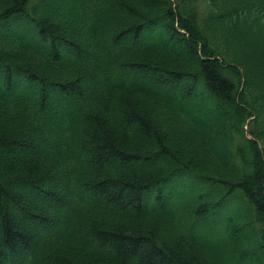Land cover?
I'll return each mask as SVG.
<instances>
[{
  "label": "trees",
  "instance_id": "1",
  "mask_svg": "<svg viewBox=\"0 0 264 264\" xmlns=\"http://www.w3.org/2000/svg\"><path fill=\"white\" fill-rule=\"evenodd\" d=\"M0 264H264V0H0Z\"/></svg>",
  "mask_w": 264,
  "mask_h": 264
},
{
  "label": "rangeland",
  "instance_id": "2",
  "mask_svg": "<svg viewBox=\"0 0 264 264\" xmlns=\"http://www.w3.org/2000/svg\"><path fill=\"white\" fill-rule=\"evenodd\" d=\"M244 128H245V132H247L248 131V125H245Z\"/></svg>",
  "mask_w": 264,
  "mask_h": 264
}]
</instances>
